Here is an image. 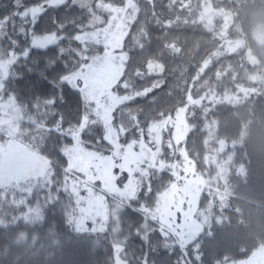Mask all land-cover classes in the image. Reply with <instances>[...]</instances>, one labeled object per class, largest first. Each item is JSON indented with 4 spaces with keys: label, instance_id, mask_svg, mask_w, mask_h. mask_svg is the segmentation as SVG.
<instances>
[{
    "label": "trees",
    "instance_id": "trees-1",
    "mask_svg": "<svg viewBox=\"0 0 264 264\" xmlns=\"http://www.w3.org/2000/svg\"><path fill=\"white\" fill-rule=\"evenodd\" d=\"M42 1L0 0V23L6 19L11 23L18 9ZM123 1L93 0L84 6L68 0L48 8L28 25L36 35L57 34L59 42L46 49H32L18 60L8 79L26 130L33 132L58 122L67 130L83 117L94 121L92 107L82 93L62 79L82 62L78 50L84 54H93L92 47L103 51L100 45L76 40L77 34L90 28L87 25L94 16L111 15L101 5ZM211 1L231 14L234 32L250 43L255 25L264 21V0ZM204 7L205 0H137V13L123 43L125 71L117 90L132 94L119 109L121 113L137 111L134 117L126 113L120 125L124 129L126 125L145 127L176 114L187 105L189 95L197 100L189 107L193 131L186 146L196 172L207 180L199 208L210 216L205 229L182 246L170 230L134 202L122 205L117 218L110 216L103 232L74 231L63 211L46 203V196L54 193L72 203L63 186L68 166L64 149L73 139L65 132L52 131L39 146L40 154L54 166L50 179L33 183L30 190L34 191L24 197L3 194L0 189V264H227L247 260L264 247V79H247L259 68L264 71V58L253 43L259 68L246 62V49L226 50L220 29L208 26L202 18ZM243 87H248V93L241 92ZM213 95L209 101L207 96ZM213 121L217 139L236 143L228 191L219 195L215 194L214 179L221 160L208 162L209 151L197 142L208 138L206 126ZM101 134L99 124L87 126L85 144L97 148L89 140ZM239 168L241 176L236 175ZM173 181L169 171L163 178L158 175L157 188L147 198L151 207L158 192ZM161 182L167 186L162 188Z\"/></svg>",
    "mask_w": 264,
    "mask_h": 264
},
{
    "label": "rangeland",
    "instance_id": "rangeland-1",
    "mask_svg": "<svg viewBox=\"0 0 264 264\" xmlns=\"http://www.w3.org/2000/svg\"><path fill=\"white\" fill-rule=\"evenodd\" d=\"M67 1L45 0L37 5L18 9L11 23H8L9 19L0 23L2 193L10 192L24 197L34 191L30 190L33 183L49 180L54 173V166L40 154L39 146L52 131L65 132L73 139V143L64 149L68 166L63 190L71 196L72 203L67 204L58 193L46 196V203L54 204L62 210L74 231L103 232L108 229L107 221L110 216L111 219L117 218L122 205L135 202L140 203L139 208L145 210L153 220L170 230L182 246L190 243L210 221V216H205L199 210L201 198L207 191V180L196 172L195 162L190 158L186 146L193 131L189 107L195 106L197 100L189 95L187 105L176 114L167 115L145 127L137 124L128 128L126 125L124 129L120 126L124 123L126 113L133 117L137 114L136 110L121 113L119 109L132 98V94H120L117 90L125 71L126 54L123 43L128 25L137 13L134 8L137 0H124L117 5H101V9L109 10L111 15L94 16L87 25L90 28L75 37L81 43L88 42L92 46L100 45L103 48V51H97L92 47L93 54H84L78 50L77 54L82 62L76 70L62 79L82 93L84 100L92 107L94 121L90 122L83 117L77 126L67 130L62 128V122L41 126L33 132L22 126L16 94L11 90L8 79L14 75L18 60L26 58L32 49H46L59 42L57 34L36 35L28 25L48 8L60 6ZM92 1L74 0V3L89 6ZM202 13L208 26L220 29V38L225 37L226 40V50L234 52L244 48L246 62L254 68L260 67L259 58L253 52L260 51L264 58V21L255 25L252 40L248 43L246 39L242 40L237 36L231 14L225 8L218 7V3L205 0ZM252 43L255 50L251 47ZM86 58L87 60H83ZM259 69L255 75L247 76L250 82L264 79V71ZM242 91L248 93V87H243ZM207 98L210 101L215 97L213 95ZM93 123L102 128L100 137L89 140L97 148H89L83 137L84 130ZM206 127L209 130L208 138L197 142L198 146L209 151L208 162L216 164L219 158L221 160L222 164L214 179L215 194L219 195L228 191L236 143L215 137L218 133L216 121ZM166 171L172 173L174 181L168 186L160 183L162 188L167 187L158 192L156 204L151 207L147 198L157 188L158 175L161 174L163 178ZM241 172L240 168L237 169L236 175H243ZM199 214L203 215L202 219H198ZM117 228L113 227V232ZM118 262H121L120 258ZM227 264H264V247L257 249L247 260Z\"/></svg>",
    "mask_w": 264,
    "mask_h": 264
}]
</instances>
